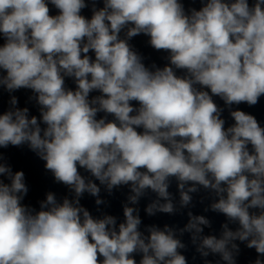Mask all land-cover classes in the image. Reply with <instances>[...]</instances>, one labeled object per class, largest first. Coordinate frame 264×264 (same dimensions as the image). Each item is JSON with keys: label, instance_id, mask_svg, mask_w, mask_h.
Wrapping results in <instances>:
<instances>
[{"label": "clouds", "instance_id": "clouds-1", "mask_svg": "<svg viewBox=\"0 0 264 264\" xmlns=\"http://www.w3.org/2000/svg\"><path fill=\"white\" fill-rule=\"evenodd\" d=\"M141 34L162 67L130 43ZM0 40V87L31 90L39 109L11 96L0 147L27 145L72 194L23 203L25 174L0 153V264H188L185 233L203 264H237L241 244L264 264V127L233 110L264 96V0H0ZM100 186L128 187L122 222L81 204H106ZM201 189L226 218L219 236L192 211L141 230V198L155 194L150 217L176 214Z\"/></svg>", "mask_w": 264, "mask_h": 264}, {"label": "water", "instance_id": "water-1", "mask_svg": "<svg viewBox=\"0 0 264 264\" xmlns=\"http://www.w3.org/2000/svg\"><path fill=\"white\" fill-rule=\"evenodd\" d=\"M50 14H55V10L50 9ZM2 43L3 41L0 40V44ZM67 83L72 86L71 81H67ZM13 95L18 99V107H27L29 108L30 115L39 117L38 105L34 100H29V97L32 95L31 90L20 89L10 94L2 87H0V114L8 110L10 107L9 100ZM0 153H2L4 157L2 162L7 163L12 168L13 172L23 171L25 174V183L29 191L23 203L38 209L39 202L46 199L48 192L55 193L58 200H62L65 196L71 197L72 194L69 192V189L62 183H57L55 181L52 173L45 169V162L41 160L36 153L31 151L27 145L19 147L9 145L7 148L0 147ZM96 183L99 184L98 181H96ZM100 187V198L107 201L106 204L96 205V197L88 193L82 196L80 202L94 217H99L103 214L114 216L107 192L104 186Z\"/></svg>", "mask_w": 264, "mask_h": 264}]
</instances>
